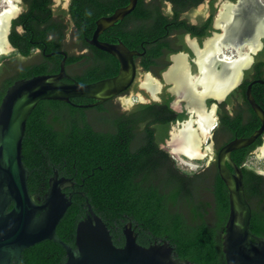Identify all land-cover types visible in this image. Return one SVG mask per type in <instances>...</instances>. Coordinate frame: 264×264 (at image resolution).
I'll list each match as a JSON object with an SVG mask.
<instances>
[{"label": "trees", "instance_id": "1", "mask_svg": "<svg viewBox=\"0 0 264 264\" xmlns=\"http://www.w3.org/2000/svg\"><path fill=\"white\" fill-rule=\"evenodd\" d=\"M22 1L24 11L12 20L8 38L24 66L17 73L0 76V101L5 90L18 79L59 72L61 53L51 56L48 64L43 53L39 61L24 63L32 48L37 47L33 46L35 41H39L40 48L46 47V53L65 51L64 66L77 81L90 83L117 74L118 60L89 46L86 37L91 36L98 18L112 14L129 0H71L68 11H54L51 0ZM166 1L179 16L182 10L204 0H137L130 13L100 33L101 40H121L129 49L158 55L165 44L161 41L167 20L163 13ZM66 12L74 24L72 30L65 23ZM19 25L21 31L17 30ZM69 30L77 38L78 48H89L91 58L87 53L76 54L75 44H64ZM153 41L156 44L150 46ZM101 53L104 56L99 63ZM256 66L264 68V61H258ZM255 85L253 90L261 92L257 95L264 106V85ZM169 100L141 103L124 110L115 98L81 107L78 105L95 99L76 97L71 99L73 104L41 100L31 111L22 141L31 196L43 198L55 171L73 182V186L63 189L71 203L56 226V233L64 242L75 246L76 224L85 217L88 202L117 246L123 245L122 230L131 222L136 242L142 246L167 241L174 257L180 260L226 264L221 241L229 215L228 189L215 163L186 172L159 147L168 136L169 126L182 118L169 106ZM238 120H233V133L239 137L249 136L261 124L260 119H250L248 124ZM261 143L258 137L251 145L232 151L231 158L241 168L245 196L251 205L249 230L264 237V175L245 164L254 147ZM65 260L64 248L48 239L25 248L20 257L21 264H63Z\"/></svg>", "mask_w": 264, "mask_h": 264}, {"label": "water", "instance_id": "2", "mask_svg": "<svg viewBox=\"0 0 264 264\" xmlns=\"http://www.w3.org/2000/svg\"><path fill=\"white\" fill-rule=\"evenodd\" d=\"M6 1L9 7L0 13V59L12 54L13 47L7 39L8 24L15 17V13L24 8L22 0ZM66 2L67 0H56L58 6L64 7ZM136 3L137 0H129L127 5L117 8L112 14L98 18L92 36L88 39L90 44L118 60L119 69L116 75L90 83L70 78L64 68L66 55L61 51L63 58L59 72L18 79L5 90L0 101V264H21L22 251L46 239L57 242L64 248L66 260L63 264H191L174 257L173 248L167 241L155 242L149 246L138 244L131 222L126 223L123 228L124 244L115 245L108 227L88 202L85 217L76 224L75 246L72 247L58 237L56 226L71 203L62 189L73 186V182L69 178H58L55 171L49 178L47 191L40 203H35L28 189V169L22 160V141L26 120L37 103L41 100H58L73 104L72 98L84 97L95 99V102L78 106L91 107L119 95L132 84L136 74L134 56L141 55L142 52L129 49L122 42L99 41L98 36L104 29L130 13ZM222 17L225 20L222 25L223 33L208 42L207 50L201 56L202 73L199 77L189 80L185 75L182 58L175 59L169 79L173 81L177 98L179 95L186 97L189 103L197 105L207 94L219 95L227 84L236 81L237 71L246 64L249 51H254L259 36H264V22H259L253 36L246 42L248 50L244 51L242 45H232L236 55L234 58L226 57L230 60L229 72L220 77L212 68L211 59L213 54L221 51L223 35L228 33L233 18L230 7L224 10ZM23 61L29 62L30 59ZM64 78L69 81H64ZM254 82L264 84V81H253L246 88L247 100L260 119V126L249 136L230 140L217 153L218 174L226 184L229 198V215L221 241L226 264H264V237L249 230L251 205L245 196L241 168L231 158L232 151L251 145L264 133V110L251 93ZM197 85L202 86V91L194 94ZM124 102L131 104L130 98ZM191 118L192 116L187 122H182V126L173 125L169 139L176 152L180 151L189 156L178 153L179 157L175 159L176 165L186 172H190L192 166H196L193 170H199L208 165L211 156V142L210 139L207 141L209 126H205L206 116L198 113L196 120L199 123V133L197 127L192 128ZM245 164L263 173L264 145L252 152Z\"/></svg>", "mask_w": 264, "mask_h": 264}, {"label": "flooded vegetation", "instance_id": "3", "mask_svg": "<svg viewBox=\"0 0 264 264\" xmlns=\"http://www.w3.org/2000/svg\"><path fill=\"white\" fill-rule=\"evenodd\" d=\"M51 2L52 3L50 6L54 11L57 8H59L60 10L68 11L71 0H67L66 6L64 7L61 5L58 6L56 4V0H51ZM165 4L166 7L163 9V13L165 16H167V20L164 25L165 35L162 37L161 41L165 42V44L161 48V52L158 55H146V51H143L141 55L134 56V64L136 67L134 80L127 90L113 98L120 101L122 109H124V106L126 107V109H130L141 103L161 102L163 99H170L169 106L176 113L182 114V118L174 121L169 126L167 132L168 136L166 139L159 143V147L162 150L167 151L174 160L179 157L178 153H182V155L185 157L189 156L180 151L176 152L174 150L175 147L170 145L169 139L172 133V126L175 124H181L182 126L183 123L187 122L192 116V128L195 129L197 127V132L199 133V123L197 122L196 118L198 117V113L205 115L207 118V124L205 126H209L207 141L210 139L211 142V150H209L211 153L209 164L215 163L216 165L217 153L219 148L222 147L230 139L239 137V135L233 133L234 118H240V120L238 121H240L241 124H248L250 119H252L253 121L259 120L256 113L252 110L249 101L247 100L246 88L247 85L253 81H264V74H261L264 72V68H257L256 66V63H258V61H264V36L260 35L255 43L254 51H249V58L247 59L246 64L241 66V68L237 71L236 81L227 84L225 88H223L219 92V95L215 93L205 95L199 103L196 102L197 105L189 103V100L186 97H182L180 95L179 98L176 97V90L174 89L173 81L169 79V74L174 68L173 66L175 65V59L177 57H181L182 63L184 65L185 75L189 80L196 79L201 75V56L206 52L208 42L213 40L215 36L217 37L218 35H221L223 33L222 25L225 24V20L222 17V13L224 12V10L226 11V9L230 7V12L233 13V18L229 24V27L227 26L228 33L223 35V45L221 47V51L216 55L213 54L211 59L212 68L215 69L217 75L220 77L226 76L229 72L228 63L230 61L229 58L226 57L230 56L231 58H234L236 55L234 54L236 53L235 48L232 45H242V49L244 51L248 50L249 47L246 43L247 40L253 36L257 23L264 22V0H204L193 8L182 10L179 13V16H175L176 14L174 13L170 2L166 1ZM200 6L201 9L199 10L198 8ZM23 11L24 8L18 13H15V17L13 19L18 18V16ZM53 17H56V14L53 15ZM70 18V14L66 12L64 20L67 26L71 27L72 30L74 24L72 23ZM12 20L9 22L7 28L8 41V36L11 32ZM17 30H22L21 25L17 27ZM91 36L86 37V41L89 46H94L88 42V39H90ZM100 36L101 34H99L98 36L99 41L108 42L105 40H101ZM106 36L112 37L110 33H107ZM63 42L64 44H75L74 47H77V38L75 36H71L70 30L65 35ZM118 42L122 41L117 40L116 42L109 43ZM155 42L156 41H153L152 45H150V42L149 45L154 46L156 44ZM38 43L39 41L34 42L33 46L37 47H33L31 54L27 56L28 58L26 57L27 59H30L29 62L39 61L42 56L41 54L43 53L45 54V60L48 59V61L46 60L47 62L45 63L48 64L50 62L49 58L51 56L63 51L59 49L57 51L46 53V47L40 48ZM141 48H143V43L141 44ZM11 51L12 54H16V49L14 47ZM74 51L76 54L87 53L90 58L92 56V54L89 53V48L85 46L79 48L77 47ZM2 54L4 53L2 52ZM18 56L19 54H16V57ZM103 56L104 53L103 55L101 53V60L99 61V63L103 60ZM16 57H11L10 55H8L3 56L0 59V76L5 77V75L17 73L16 71H19L24 66V64L21 65L23 62H20L18 60L21 57ZM65 72L69 75L70 78H74L73 73H71L68 69L65 68ZM255 84H264L260 82H254L251 86V93L255 101L264 110L263 102H261V100L259 99L261 97H258V95H261V92L259 93L256 91L258 89V86ZM254 85L255 88L257 86V89L255 90H253ZM201 91L202 86L200 85H197V87L194 88V94H199ZM253 91H255L256 94H254ZM130 94L132 95V97H129ZM127 98H131V104L129 105L124 102V100H126ZM122 103L124 104V106ZM187 117L188 119H186ZM259 138L262 140V143L259 146L254 147L252 152L256 151L258 147L264 145V133L259 136ZM194 168H196V166H192V170L190 172L198 171L193 170ZM260 174L264 175V172ZM61 177L63 176H58V178ZM46 191L43 193V197ZM31 197L35 201V203H40L43 199H41L40 196ZM132 230L134 231V229ZM123 241H125L124 234ZM73 242L75 243V236H73Z\"/></svg>", "mask_w": 264, "mask_h": 264}, {"label": "rangeland", "instance_id": "4", "mask_svg": "<svg viewBox=\"0 0 264 264\" xmlns=\"http://www.w3.org/2000/svg\"><path fill=\"white\" fill-rule=\"evenodd\" d=\"M6 8H8V4L4 2L3 0H0V13ZM130 97H132V95H130ZM130 101H131V98H130Z\"/></svg>", "mask_w": 264, "mask_h": 264}, {"label": "bare ground", "instance_id": "5", "mask_svg": "<svg viewBox=\"0 0 264 264\" xmlns=\"http://www.w3.org/2000/svg\"><path fill=\"white\" fill-rule=\"evenodd\" d=\"M4 2H6L8 4V2L6 0H3ZM8 7H9V4H8Z\"/></svg>", "mask_w": 264, "mask_h": 264}]
</instances>
